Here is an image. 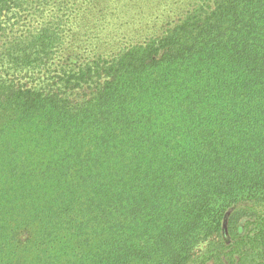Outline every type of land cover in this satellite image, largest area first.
<instances>
[{"label": "trees", "instance_id": "1", "mask_svg": "<svg viewBox=\"0 0 264 264\" xmlns=\"http://www.w3.org/2000/svg\"><path fill=\"white\" fill-rule=\"evenodd\" d=\"M141 1L0 0V264H264V0Z\"/></svg>", "mask_w": 264, "mask_h": 264}, {"label": "rangeland", "instance_id": "2", "mask_svg": "<svg viewBox=\"0 0 264 264\" xmlns=\"http://www.w3.org/2000/svg\"><path fill=\"white\" fill-rule=\"evenodd\" d=\"M141 3H143L145 6H147V5L143 2V0L141 1ZM149 4H150V3H149ZM125 21H126V20H125ZM136 21H137V20H134V21H130V20H129L128 22H129V23H133V22L135 23ZM145 22H146V21H145Z\"/></svg>", "mask_w": 264, "mask_h": 264}]
</instances>
